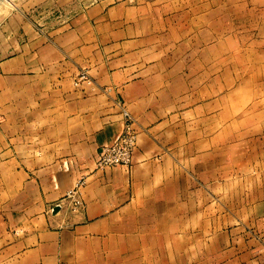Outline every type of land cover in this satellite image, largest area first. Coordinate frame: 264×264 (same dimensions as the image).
Returning <instances> with one entry per match:
<instances>
[{"label":"crops","instance_id":"crops-1","mask_svg":"<svg viewBox=\"0 0 264 264\" xmlns=\"http://www.w3.org/2000/svg\"><path fill=\"white\" fill-rule=\"evenodd\" d=\"M225 1L0 2V264H264V0Z\"/></svg>","mask_w":264,"mask_h":264},{"label":"built area","instance_id":"built-area-1","mask_svg":"<svg viewBox=\"0 0 264 264\" xmlns=\"http://www.w3.org/2000/svg\"><path fill=\"white\" fill-rule=\"evenodd\" d=\"M77 81L89 82V78L84 72H80ZM123 130L119 138L111 145L103 147L97 153L94 159V166L97 170L107 168L124 167L127 168L131 162L132 150L135 146V135L131 131L133 123L131 117L125 111H122ZM83 182H79L74 191H70L64 197L71 211L80 208L77 190Z\"/></svg>","mask_w":264,"mask_h":264},{"label":"rangeland","instance_id":"rangeland-1","mask_svg":"<svg viewBox=\"0 0 264 264\" xmlns=\"http://www.w3.org/2000/svg\"><path fill=\"white\" fill-rule=\"evenodd\" d=\"M94 1H96V0H73V7L72 8H74L75 6H77L78 8L79 7H81V6H83V5H88L89 3H92V2H94ZM0 2H2V3H4L5 5H6V7H9L10 8V5H11V3H10V0H0ZM182 2H184L185 4H193V3H198V2H200V0H182ZM202 3H206L207 1H201ZM217 2L219 3V2H226L225 0H217ZM34 3H36V2H34ZM255 5H256V2H255V0H249V9L251 10V9H253L252 7L254 6V8H255ZM55 6H58L57 4H55ZM251 15H252V13L250 12L249 13V16H250V18H251ZM249 23H250V25H252L253 23H254V21L252 22L251 20L249 21ZM250 30H252L253 28H249ZM254 40V39H253ZM255 41H256V39H255ZM251 42V41H250ZM254 42V41H253ZM251 43L250 45H249V47H248V49L250 50V51H256L257 50V44L256 43ZM241 49H239V51H240ZM238 61H235V65L236 66H239V64H240V61H241V59H237ZM235 76H237V75H235ZM235 76H233L232 78H233V81H236V79H237V77H235Z\"/></svg>","mask_w":264,"mask_h":264},{"label":"water","instance_id":"water-1","mask_svg":"<svg viewBox=\"0 0 264 264\" xmlns=\"http://www.w3.org/2000/svg\"><path fill=\"white\" fill-rule=\"evenodd\" d=\"M58 211H59V208H55V209L53 210V215H55Z\"/></svg>","mask_w":264,"mask_h":264}]
</instances>
